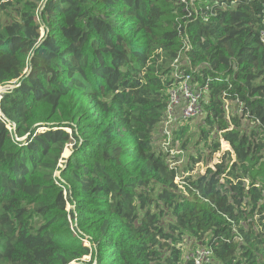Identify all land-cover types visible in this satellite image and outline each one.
Masks as SVG:
<instances>
[{"label": "trees", "instance_id": "16d2710c", "mask_svg": "<svg viewBox=\"0 0 264 264\" xmlns=\"http://www.w3.org/2000/svg\"><path fill=\"white\" fill-rule=\"evenodd\" d=\"M263 23L264 0H0V264H264ZM179 55L209 84L204 174L155 146Z\"/></svg>", "mask_w": 264, "mask_h": 264}, {"label": "built area", "instance_id": "2783aa9c", "mask_svg": "<svg viewBox=\"0 0 264 264\" xmlns=\"http://www.w3.org/2000/svg\"><path fill=\"white\" fill-rule=\"evenodd\" d=\"M264 28V23H263ZM261 42L264 44V29L261 32ZM174 61V77L177 80L176 85L168 93V103L164 118L159 125V136L163 138L164 143L172 141L173 132L181 124L189 123L200 118L203 112V103L207 101L209 84L205 83L199 87L192 81L191 75H186L181 71L180 58ZM158 133V130H157ZM179 150L176 149L173 154L178 155ZM181 179H176V184H181ZM192 260L194 264H207L211 261L212 252L209 248L198 247L186 256Z\"/></svg>", "mask_w": 264, "mask_h": 264}, {"label": "rangeland", "instance_id": "374dc122", "mask_svg": "<svg viewBox=\"0 0 264 264\" xmlns=\"http://www.w3.org/2000/svg\"><path fill=\"white\" fill-rule=\"evenodd\" d=\"M1 20L3 22H6V16L4 13L1 16ZM42 31H43V28L41 29V35H42ZM182 60H183V56L180 58V61H182ZM12 87H13L12 83L5 85V86H1L0 87V98H1L2 94L8 93L9 90H11L10 88H12ZM230 111H231L230 107H227V112H230ZM204 119H205V117H204V115H202L200 118L193 120L189 124H187V126L189 128L188 136H190V140H189V143L186 146L184 151H181L180 149H178L179 146L176 145V142H174V141L164 143L163 138L161 136H159V129H158V133H156L155 138H154L156 148L164 149L166 151V153L170 154V156L172 158H173L172 152H174L176 149H178L179 150L178 155H174V158L176 159L175 164H176V166H178V168H179V166H180V168L181 167L184 168L185 165L191 161L190 160L191 156L194 158H197L199 156L198 153H201L200 156H202V162L199 163L198 165H196V167L194 169V173L204 174V172L206 170L205 166H208V165L211 166L209 151L205 150V148L203 147V143H199L200 138H201L200 137L201 136L200 131L205 127ZM201 127H203V128H201ZM8 129L10 130L9 126H8ZM221 148H226L225 144H222ZM66 149L71 150V145L68 146ZM65 154H66V152H65ZM215 158H218V156H216ZM58 175H59L58 173H55L56 179H58ZM70 209H71V207L68 206L67 211L69 212ZM192 246L193 245H191V247ZM191 247L189 248L187 254H190L193 250H195L199 246L195 247V248H191ZM87 260L88 259H86L85 261H87ZM207 264H213V262L210 261Z\"/></svg>", "mask_w": 264, "mask_h": 264}, {"label": "water", "instance_id": "95a60500", "mask_svg": "<svg viewBox=\"0 0 264 264\" xmlns=\"http://www.w3.org/2000/svg\"><path fill=\"white\" fill-rule=\"evenodd\" d=\"M10 89H11V90H9V91H12V90L14 89V86H13L12 88H10ZM4 94H6V93H4ZM4 94L1 95V98H2V96H3ZM1 98H0V99H1ZM0 116H2L1 113H0Z\"/></svg>", "mask_w": 264, "mask_h": 264}, {"label": "crops", "instance_id": "0c3cea01", "mask_svg": "<svg viewBox=\"0 0 264 264\" xmlns=\"http://www.w3.org/2000/svg\"><path fill=\"white\" fill-rule=\"evenodd\" d=\"M224 149H225V148H224ZM216 156H218V157H219V155H218V154H217ZM216 156H215V157H216Z\"/></svg>", "mask_w": 264, "mask_h": 264}]
</instances>
